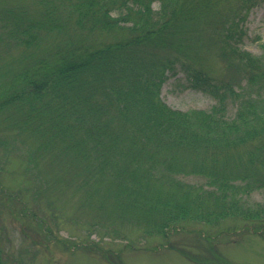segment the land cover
<instances>
[{
	"label": "trees",
	"instance_id": "obj_1",
	"mask_svg": "<svg viewBox=\"0 0 264 264\" xmlns=\"http://www.w3.org/2000/svg\"><path fill=\"white\" fill-rule=\"evenodd\" d=\"M260 1L0 0V113L21 124L42 115L41 135L59 137L78 156L96 151L99 175L108 163L120 174L118 194L135 190L150 199L142 210L136 193L132 208L150 220L160 216L151 231L167 236L189 221L220 225L234 216L264 228V204L242 203L253 184L248 169L264 159V42L260 54L240 44L242 22ZM207 46H219L225 71L206 64ZM5 48L25 61L10 77ZM178 66L187 86L215 98L210 109L162 100L160 87ZM243 153L249 160L240 172L231 162ZM148 168L206 181H176L174 192L158 185L153 199Z\"/></svg>",
	"mask_w": 264,
	"mask_h": 264
},
{
	"label": "rangeland",
	"instance_id": "obj_2",
	"mask_svg": "<svg viewBox=\"0 0 264 264\" xmlns=\"http://www.w3.org/2000/svg\"><path fill=\"white\" fill-rule=\"evenodd\" d=\"M242 30L241 46L260 54L264 1L251 7ZM203 52L210 68L225 71L219 46H207ZM2 56L8 58L9 77L13 67L25 64L13 49L5 48ZM178 70L175 74L170 71L161 85L162 100L181 110L210 109L215 98L187 86L179 66ZM236 107L231 102L229 113ZM9 117L6 111L0 113V264H264V228H259V223L234 216L220 225L189 221L167 236L151 231L150 224L160 216L153 213L151 220L145 216V199H150L140 192L128 187L139 195L142 210L132 208L135 194L129 190L118 194L121 176L115 166L105 164V173L99 175L98 167L103 168L104 162L96 158V151H90L89 157L78 156L80 152L65 149L59 137L41 135L42 115H34V122L23 124L9 123ZM127 137L120 136L118 151ZM248 160V154L243 153L231 165L238 168ZM255 161L259 162L246 174L254 186L242 193V203L247 207L264 204V186H258L264 178V159ZM238 169L245 172V168ZM145 172L151 175V186L147 190L144 184L141 187L153 199L158 185L174 192L176 181H206L201 175L177 174L162 168ZM260 220L264 223V215ZM251 224L255 228H246Z\"/></svg>",
	"mask_w": 264,
	"mask_h": 264
}]
</instances>
